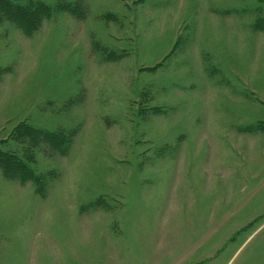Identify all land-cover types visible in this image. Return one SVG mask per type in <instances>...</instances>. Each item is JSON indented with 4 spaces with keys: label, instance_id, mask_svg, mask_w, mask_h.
Listing matches in <instances>:
<instances>
[{
    "label": "rangeland",
    "instance_id": "374dc122",
    "mask_svg": "<svg viewBox=\"0 0 264 264\" xmlns=\"http://www.w3.org/2000/svg\"><path fill=\"white\" fill-rule=\"evenodd\" d=\"M205 234L264 264V0H0V264Z\"/></svg>",
    "mask_w": 264,
    "mask_h": 264
},
{
    "label": "crops",
    "instance_id": "0c3cea01",
    "mask_svg": "<svg viewBox=\"0 0 264 264\" xmlns=\"http://www.w3.org/2000/svg\"><path fill=\"white\" fill-rule=\"evenodd\" d=\"M201 227V226H199ZM194 235H196V233L194 232ZM210 234L208 236V234H205L203 236H196L195 238L193 239H190V242H189V246L187 247V250H186V254L188 256H191L193 258V260H187L185 261L183 264H204L205 262H212L213 257L212 254L211 255H201L199 254V251L200 250H203L204 248V245L205 244H208L209 241H210ZM218 245V242L216 241V244L215 246ZM158 258L154 260V262H152L151 264H158Z\"/></svg>",
    "mask_w": 264,
    "mask_h": 264
},
{
    "label": "trees",
    "instance_id": "16d2710c",
    "mask_svg": "<svg viewBox=\"0 0 264 264\" xmlns=\"http://www.w3.org/2000/svg\"><path fill=\"white\" fill-rule=\"evenodd\" d=\"M48 143V142H47ZM46 145H48V144H46Z\"/></svg>",
    "mask_w": 264,
    "mask_h": 264
}]
</instances>
